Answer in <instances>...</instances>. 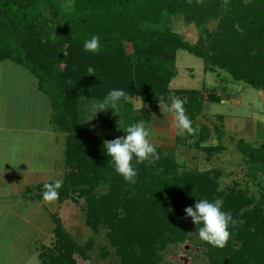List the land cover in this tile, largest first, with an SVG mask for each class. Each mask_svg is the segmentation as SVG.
<instances>
[{
    "label": "trees",
    "instance_id": "obj_1",
    "mask_svg": "<svg viewBox=\"0 0 264 264\" xmlns=\"http://www.w3.org/2000/svg\"><path fill=\"white\" fill-rule=\"evenodd\" d=\"M173 16L201 30L195 42L164 25ZM212 20H217L215 29L208 26ZM94 35L100 38L97 54L84 50ZM179 49L203 58L206 71L225 70L264 92V0H203L202 5L196 0H73L71 9L61 0H0V61L11 60L33 73L50 99L51 125L66 135L68 168L58 200H83L86 224L95 232L107 228L120 264H160L169 244L185 241L202 226L185 219L184 209L199 199L216 198L223 199L222 211L231 212L238 223L229 225L225 247L204 242L209 264H264V208L246 189H221L218 171L182 169L174 150L158 146L161 158L155 165L133 159L138 174L135 184L128 183L104 148L105 140L125 136L124 130L111 135L83 129L81 100L100 102L112 89L128 96L120 101L124 129L150 119L147 110L134 112L132 98L158 104L160 97L166 103L173 95L183 96L195 128L204 100L221 102L223 96L214 89L205 95L201 89L170 87ZM90 66L95 75H88ZM218 118L224 121L222 114ZM201 133L199 138L206 139L208 128ZM222 147L204 150L211 154ZM238 147L264 172V136L259 146L241 138ZM43 185L34 188L41 198ZM55 218L56 240L52 247L41 246L40 263L78 264L77 255L87 259L91 243L80 245Z\"/></svg>",
    "mask_w": 264,
    "mask_h": 264
},
{
    "label": "rangeland",
    "instance_id": "obj_2",
    "mask_svg": "<svg viewBox=\"0 0 264 264\" xmlns=\"http://www.w3.org/2000/svg\"><path fill=\"white\" fill-rule=\"evenodd\" d=\"M61 1L66 9H71L73 0ZM166 24L191 42L200 36L201 30L181 16L171 17ZM216 25L217 20L208 24L210 29ZM126 48L132 51L129 44ZM176 67L177 75L170 83L172 89L196 88L205 95L214 89L223 100H204L203 111L194 120L197 133L189 138L186 132L183 136L177 134L174 116L166 111L171 99L162 112L159 103L144 104L139 96L132 98L134 112L149 113L150 119L143 123L151 131V143L164 150H174L182 169L213 175L218 171L221 189L237 185L264 208V172L259 164L250 163L238 147L241 138L253 146H259L263 139L264 92L234 80L225 70L206 71L204 59L184 49L177 51ZM172 97L183 99L178 95ZM81 102L83 129L87 133L122 135L123 104L93 117L91 105L99 101L82 99ZM52 113L50 99L38 89L33 73L11 60L0 61V264H41V246L52 247L56 240L53 233L56 215L80 245L91 243L87 259L76 256L78 264H120L116 248L107 239V228L95 232L86 224L83 200L68 198L55 207L45 203L43 197H38L39 190L34 189L40 183L56 179L63 182L68 168L66 135L53 126L48 130L46 124L47 119L51 121ZM219 114L224 116V121L218 118ZM203 126L209 134L204 140L199 138ZM215 145L223 147L211 154L204 150ZM205 251L204 241L195 230L185 241L169 244L162 252L160 264H209Z\"/></svg>",
    "mask_w": 264,
    "mask_h": 264
},
{
    "label": "clouds",
    "instance_id": "obj_3",
    "mask_svg": "<svg viewBox=\"0 0 264 264\" xmlns=\"http://www.w3.org/2000/svg\"><path fill=\"white\" fill-rule=\"evenodd\" d=\"M188 3L191 4L192 0H188ZM196 3L202 5L203 0H196ZM100 47V38L96 35L84 42V50L86 52L97 54L100 51ZM87 73L88 75H95V69L90 66L87 69ZM127 99L128 96L123 89H112L102 101L99 103L94 102L91 105L94 111L93 117L101 111H107L109 108L112 110L117 109L120 101H127ZM158 102L161 111L164 112V97H160ZM184 104L185 101L183 99L172 97L171 104L166 111L173 114L178 135L183 136L185 132L195 135L197 129L193 127L191 119L186 114ZM114 114L117 113L114 112ZM123 130L126 133L125 136L105 140L104 148L107 155L111 158L115 172L121 175L126 182L135 184V177L138 172L133 167V159H135L136 164L147 162L148 165H155L156 161L161 157L156 150V146L149 139L151 135L150 129H147L142 121L133 123ZM61 187L62 181L59 179L51 183H44V191L42 193L44 202L54 204L59 199L58 190ZM223 204L222 198H216L214 202H209L207 199H199L194 207L188 206L184 209L186 213L185 219L191 217L195 225H202L198 227L199 238L214 248H223L227 245L231 236L229 225L235 227L238 223L233 219L231 212L222 211Z\"/></svg>",
    "mask_w": 264,
    "mask_h": 264
},
{
    "label": "crops",
    "instance_id": "obj_4",
    "mask_svg": "<svg viewBox=\"0 0 264 264\" xmlns=\"http://www.w3.org/2000/svg\"><path fill=\"white\" fill-rule=\"evenodd\" d=\"M38 93V92H37ZM38 95V94H37ZM48 107H50V106H48ZM51 109V108H50ZM48 123V124H47ZM46 124H47V126H49L50 127V129H48V130H52V125H51V123H50V119H47V121H46ZM44 129V128H43ZM55 207H58V204H60L59 203V200H57L55 203ZM54 204H52V205H54Z\"/></svg>",
    "mask_w": 264,
    "mask_h": 264
}]
</instances>
